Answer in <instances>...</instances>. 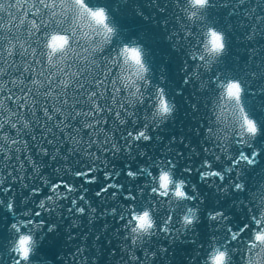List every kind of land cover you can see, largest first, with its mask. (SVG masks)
I'll return each mask as SVG.
<instances>
[{
	"label": "snow or ice",
	"instance_id": "6c2138e0",
	"mask_svg": "<svg viewBox=\"0 0 264 264\" xmlns=\"http://www.w3.org/2000/svg\"><path fill=\"white\" fill-rule=\"evenodd\" d=\"M171 3L176 23L166 38L181 53L183 83L196 81L207 92L210 119L205 132L214 142L205 151L213 153V159L204 160L196 170L217 190H243L244 170L264 154V143L256 142L264 134V0H223L229 15L236 17L228 25L210 15L217 0ZM160 23L168 28L167 18ZM234 28L242 30L237 38L248 42L247 59L255 63L259 57L256 70L249 67L242 74L226 66L229 32ZM116 32L106 8L90 0H0V264H48L40 259V248L47 234L57 229L50 217L65 212L91 218L98 212L112 213L118 222L114 231L122 236L121 248L111 249L113 254L122 251L116 264H159L158 257L174 253L178 243L204 247L196 231L199 206L188 203L203 197L196 185H191L190 193L186 179L176 180L183 151L175 157L164 155L171 153L168 148L154 157L145 146L153 139L152 129L175 107L161 83L167 81L166 69L154 82L150 49L139 37L113 44ZM214 36L220 37L219 44ZM253 78H258L259 87ZM177 91L182 93L183 88ZM85 130H91V136L103 132L104 140H85ZM176 139L171 137L169 143ZM68 141L72 146L62 151ZM93 145L98 146L95 152ZM101 149L111 158L101 156ZM77 152L80 155L70 160ZM121 154L128 157L122 168L115 162ZM137 158L140 163H134ZM225 159L230 163L227 170L214 164ZM101 165L105 181L96 195L114 202L103 210L87 197L83 183L72 179L95 182ZM161 170L172 173L167 188L159 183ZM183 170L194 171L190 164ZM177 183L184 186L179 196ZM61 198L70 201L66 207ZM254 199L256 203L248 202L246 219L238 224L224 208L208 213L211 254L206 264L220 250L226 251V264H264V191ZM145 210L154 223L140 231L135 227L137 214ZM25 232L27 248L19 243ZM87 235L69 254L70 261L95 260L87 255ZM154 235L166 242L148 245ZM189 260L196 264L197 257Z\"/></svg>",
	"mask_w": 264,
	"mask_h": 264
},
{
	"label": "water",
	"instance_id": "95a60500",
	"mask_svg": "<svg viewBox=\"0 0 264 264\" xmlns=\"http://www.w3.org/2000/svg\"><path fill=\"white\" fill-rule=\"evenodd\" d=\"M91 1V0H90ZM97 3H103L105 4L111 11H115L116 13L115 18L120 19L119 22L114 23V25L117 28V31H122L121 25L127 26L129 20L132 21L133 28L131 30V35H134V37H139L142 42L150 49L149 60L157 61L156 67L157 68H163L166 69V75H167V81L163 82L164 86L167 89V94L170 97V99L173 100L174 104L176 105V108L173 112L172 121L174 120L175 123L170 124L167 128L166 120H164L158 128L163 129L167 128V133L160 132L161 140L163 141L162 146H167L169 144L174 143H167L169 142L172 136L175 135L174 132L177 131V126L182 128L184 127L185 130L188 132H194V130L200 131L202 130L203 123H206L209 121V106L208 104L205 106L204 101L206 102L205 98L207 97L206 91H201L199 89L198 83L196 81H193L190 85H185L183 83V76L181 72V53L178 52L173 46L172 42L166 38L167 31L176 23L174 19V7L171 3V0H92ZM147 1V2H146ZM219 2L217 6L212 10V14L216 15L218 20L220 21V24L222 25H228L230 23H234L236 17H231L229 15V8L226 6H223V0H217ZM134 3H136V9L134 8ZM167 7V12L161 11L162 8ZM212 14H210L212 16ZM213 17V16H212ZM144 18V19H143ZM167 18L169 21L168 28H165L162 23H160L163 19ZM229 22V23H228ZM163 25V26H162ZM241 29L234 28L229 32V36L232 39L233 36H236L238 33H240ZM120 35V34H119ZM241 36V34H240ZM244 41V40H242ZM233 40L230 41L232 43ZM235 44V42H234ZM234 44H231V48H229V52L226 56V66L231 67L235 69L236 71L240 73H247L248 68L251 67L253 70H256L258 68V62H253L247 57L243 61L242 58H239L241 53L237 49H233L235 47ZM157 48H155V46ZM241 52H243V49H240ZM243 54V53H242ZM259 57H257L258 59ZM259 61V60H258ZM245 65V66H244ZM245 67V68H244ZM152 75H154L152 73ZM255 86L259 87V80L258 78H253V84ZM183 88V92L180 93L177 91V89ZM193 104H198L200 108L193 107ZM259 115V112L257 113ZM176 123L178 125H176ZM185 124V125H184ZM200 125V126H199ZM40 129L37 127V133H39ZM180 133V132H179ZM90 131H85V136L89 135ZM172 135V136H171ZM178 135V134H177ZM181 135V133L179 134ZM92 137V136H90ZM89 137V138H90ZM182 137V135H181ZM27 138V137H25ZM93 138V137H92ZM176 141L181 142V139L179 136H176ZM192 138V137H190ZM85 139V138H84ZM195 141H198V138L193 137ZM186 141V138L183 139ZM209 142H212L211 140H208ZM258 144L264 143V134L257 137ZM193 145V143H191ZM70 141L66 143V145L62 146V151H66L67 147H71ZM169 148L172 149L173 153H175L174 146ZM206 146L203 148H200V154L199 156L203 155L205 152ZM33 149L35 150V145L33 143ZM163 149V148H162ZM183 156H180L177 160L176 169L178 172H185L183 170V167L186 164H189L186 162L188 159H190L189 156H187V149L182 150ZM168 153L166 155H172L173 157L176 156L177 153ZM26 157V153L24 154ZM37 155H39L37 153ZM76 155H80L79 152H77L75 155L70 157V160H74ZM102 156V154L100 153ZM196 156V157H199ZM203 161L206 159H213V157H210V154H205L204 157H202ZM199 160V159H198ZM62 161V157H57V163H60ZM203 161L199 160L200 163H203ZM139 163L141 160L138 161ZM194 161V165H195ZM214 164H216V161L214 160ZM222 169L223 166H218ZM49 168H51V165H49ZM193 169H195L192 166ZM264 168V167H263ZM199 169V168H198ZM195 175L192 172H186L187 176H189L190 181L193 183L201 182L203 185L205 180V177L200 175V171L194 170ZM244 175L246 178L252 179V172H244ZM243 175V176H244ZM252 177V178H251ZM264 179L263 176L258 173V178ZM255 178V176H254ZM31 179V177H30ZM74 182L77 183H83L84 191L87 193V197L92 201L94 206H97L99 209L103 210L106 209L110 204L114 203L110 198L104 199L102 197H98L96 195V198H92L89 194L92 192V186H89L87 181H80V178H72ZM262 181V180H261ZM96 182H99L102 184L104 181L101 179H98ZM88 184V185H87ZM255 185V183H254ZM254 185H251L249 187V190H247V184L246 189L244 192H237L234 189L230 190L229 192H225L223 190H218L220 192L221 197H217L219 201H224L222 203H218L216 199H213L212 201L208 200L209 205L207 207L208 210H214L217 208H224L228 213L234 215L233 218H235L238 215V218L233 219L234 223H240L241 219H246L248 215V202L251 201L252 203H256L255 197H258L259 194H261V191L263 189L262 186L257 185L254 187ZM210 193L212 194L213 191H215V186L210 185ZM254 188V189H253ZM251 190V191H250ZM217 191V192H218ZM224 197V198H223ZM65 207L70 202L67 198H61ZM226 201L231 200L230 206L225 203ZM196 202H193L191 205H195ZM218 204V205H217ZM206 209V210H207ZM210 212V211H209ZM202 218V229L205 234H208L209 231H211L209 220L207 219L208 213ZM77 219L79 220V223H77ZM50 222H55L57 224V229L53 232H49L45 238L44 243L41 245L40 248V259L45 260L48 262V264H61V260L68 261V264H79L78 261L72 262L69 259V254L74 251V249L82 242L81 236L85 233H87V240L85 243L87 244V255L89 257H94L95 260L91 261L90 264H116L117 259L120 255H122V251H118L116 254H113L111 252L112 248H121V241L122 236L118 234L116 231L112 233L110 230L115 229L118 227L116 221L112 219V213L111 212H98L95 218H91L87 214H77L74 216L71 213L65 212L63 215L59 214H53L50 217ZM200 222V221H199ZM71 226L72 233H76L77 235L73 239H69V236L67 235L68 232V226ZM104 225H108L107 229H105ZM206 231H205V229ZM197 231V230H196ZM201 231V235H206ZM99 234L100 239L97 241L95 239V236ZM114 234V235H113ZM118 238V239H117ZM120 238V239H119ZM207 238V237H206ZM108 241H111V243H108ZM208 239L204 242V245ZM159 243H164L162 241V238L152 241H148V245H156ZM200 247L197 246H186V257H183L180 252L178 253V257L175 256L173 258L170 255L161 256L158 257L159 264H165L163 261L165 260L167 264H171L170 262L173 260V264H190L189 257L195 254H199L197 257L196 264H203V258H202V250L203 248H200V251L197 253ZM209 248V247H208ZM176 254V252H175ZM196 256V255H195ZM204 257V256H203ZM67 260H66V259Z\"/></svg>",
	"mask_w": 264,
	"mask_h": 264
},
{
	"label": "clouds",
	"instance_id": "9594fccd",
	"mask_svg": "<svg viewBox=\"0 0 264 264\" xmlns=\"http://www.w3.org/2000/svg\"><path fill=\"white\" fill-rule=\"evenodd\" d=\"M213 41L216 44L220 43V37H212ZM135 71V70H134ZM135 77L133 76V79ZM157 107L155 111L159 114L162 109L160 108V101L157 102ZM173 103V102H172ZM158 180L162 188H167L172 184L173 176L172 173L168 170H161L158 174ZM183 178L176 177V180H182ZM184 191L183 184L177 183L176 185V194L179 196ZM137 225L135 226L140 231H147L152 227L154 220L151 216V213L145 210L142 213L137 214ZM19 243L23 248H27L29 244V235L25 232L22 237L19 238ZM211 254V251H210ZM211 264H226V251L220 250L217 252L211 260Z\"/></svg>",
	"mask_w": 264,
	"mask_h": 264
}]
</instances>
